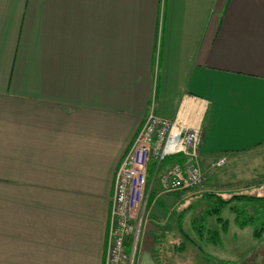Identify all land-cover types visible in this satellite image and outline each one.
Listing matches in <instances>:
<instances>
[{"label":"crops","instance_id":"1","mask_svg":"<svg viewBox=\"0 0 264 264\" xmlns=\"http://www.w3.org/2000/svg\"><path fill=\"white\" fill-rule=\"evenodd\" d=\"M150 110L201 128L194 193L233 191L225 165L263 183L264 0H0V264H104L115 172ZM153 174L132 264H162L187 196Z\"/></svg>","mask_w":264,"mask_h":264},{"label":"built area","instance_id":"2","mask_svg":"<svg viewBox=\"0 0 264 264\" xmlns=\"http://www.w3.org/2000/svg\"><path fill=\"white\" fill-rule=\"evenodd\" d=\"M201 139L200 127H182L152 110L147 113L115 172L104 264H132L125 244L132 233V221L140 220L143 214L149 163L162 192L191 189L203 183L198 162ZM176 155L182 157L181 161L173 160L162 167L165 158Z\"/></svg>","mask_w":264,"mask_h":264},{"label":"rangeland","instance_id":"3","mask_svg":"<svg viewBox=\"0 0 264 264\" xmlns=\"http://www.w3.org/2000/svg\"><path fill=\"white\" fill-rule=\"evenodd\" d=\"M172 158V156H169L166 159ZM217 170H225V177L221 175V180L219 179L217 184L222 187L229 186L233 190L228 194L220 195L221 197L226 199L233 194L240 193L250 196H264V182L245 185V183H240L239 179L234 178V174L236 175V172L239 171L238 168L230 169L225 165L217 168ZM200 185L179 191L182 197L187 196L174 208L175 215L172 219L176 226L174 225V228H170L168 235L164 238L162 264H264V233L262 239H254L252 226L237 227L233 220L234 215L227 207L220 211V216L228 220L225 230L216 222L214 216H207L206 218V226L204 228L208 229L209 231L207 232L210 234L213 233L210 231H216L219 237L218 241L212 243L198 239L196 232L194 233L191 227L192 219H199L203 209H210L216 204V199L207 198L208 193L202 196H200L201 193H194L200 188ZM240 203H237V205L240 206ZM245 205L250 212L251 206ZM144 218L142 217V219ZM179 218L180 221L178 220ZM179 222H181V231L177 227ZM136 232L137 230L133 228L130 237L135 236ZM208 233L205 231L203 237L205 238ZM180 245H183V247L177 249Z\"/></svg>","mask_w":264,"mask_h":264},{"label":"trees","instance_id":"4","mask_svg":"<svg viewBox=\"0 0 264 264\" xmlns=\"http://www.w3.org/2000/svg\"><path fill=\"white\" fill-rule=\"evenodd\" d=\"M174 161H181V159L176 158ZM172 160V161H173ZM171 162V161H169ZM208 199H216V204L210 209H203L201 211L199 219L191 221V227L193 232H196L198 239L206 240L212 243H216L219 239L216 231H210L213 233H208V229H205L207 216H214L217 223L222 226L225 230L228 220L220 216V211L227 207L234 215L233 220L237 227L242 228L246 225L252 226V236L256 240L262 239L264 233V196H250L244 194H233L228 198H223L216 193H208ZM241 202V203H240ZM240 203L241 205H237ZM248 204L251 206V211L249 212L246 208ZM208 235L204 238V232ZM182 248L180 245L178 248Z\"/></svg>","mask_w":264,"mask_h":264}]
</instances>
